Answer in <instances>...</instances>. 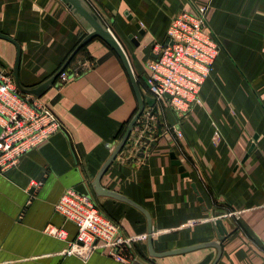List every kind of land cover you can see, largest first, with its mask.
<instances>
[{"label": "crops", "instance_id": "0c3cea01", "mask_svg": "<svg viewBox=\"0 0 264 264\" xmlns=\"http://www.w3.org/2000/svg\"><path fill=\"white\" fill-rule=\"evenodd\" d=\"M91 7L127 52L145 91V63L154 44L165 41L172 16L207 5L209 28L221 43L213 69L199 92L200 103L179 116L167 105L155 115L163 137L151 152L131 136L101 177L142 206L98 195L92 181L122 138L138 102L127 71L105 42L85 46L94 64L62 86L57 78L40 96L62 128L0 170V264H212L217 248L153 255L216 239L213 220L230 232L216 264H264V0H92ZM139 24V28L135 24ZM90 30L61 0H0V32L21 49L20 84L33 88L53 76ZM133 34L138 44L128 38ZM16 46L0 37V68L13 70ZM72 62L75 63V62ZM148 106H145L147 108ZM140 119V118H139ZM138 119L132 130L142 133ZM176 126L178 137L165 129ZM140 142V143H139ZM251 146H253L251 148ZM148 149V147L146 148ZM174 151L187 175L172 163ZM143 152V151H142ZM88 193L125 236H141L123 263L97 248L88 259L63 251L75 224L54 204L69 188ZM149 217V218H148ZM64 231L57 236L48 230Z\"/></svg>", "mask_w": 264, "mask_h": 264}, {"label": "built area", "instance_id": "2783aa9c", "mask_svg": "<svg viewBox=\"0 0 264 264\" xmlns=\"http://www.w3.org/2000/svg\"><path fill=\"white\" fill-rule=\"evenodd\" d=\"M85 1L91 6L92 0ZM206 13L207 5L177 12L171 18L165 41L154 44L153 54L145 63V91L155 98L158 110L165 104L184 116L200 103L199 92L221 49L220 41L209 28ZM93 64L89 58H80L65 67L57 76L58 86ZM150 111V107L145 108L139 119L142 133L149 135L156 130L155 114ZM61 128L57 116L40 97L21 92L12 70L0 68V170L17 165L23 154ZM164 131L182 136L176 126ZM131 143L130 136L125 146ZM54 208L77 228L75 238L63 253L88 259L97 248H102L116 260L130 262L131 248L141 236L122 235L118 223L105 215L88 193L69 187ZM48 230L57 236L64 234L54 226Z\"/></svg>", "mask_w": 264, "mask_h": 264}, {"label": "water", "instance_id": "95a60500", "mask_svg": "<svg viewBox=\"0 0 264 264\" xmlns=\"http://www.w3.org/2000/svg\"><path fill=\"white\" fill-rule=\"evenodd\" d=\"M63 3H65L72 11L75 13L79 18L83 19L87 25L89 26L90 30L81 38L79 43L76 45V47L72 50V52L69 54L67 57L66 61L63 63V65L60 67V69L50 78H48L46 81L43 83L39 84L38 86H35L33 88H26L23 87L20 84L19 81V76H18V70H19V64H20V57H21V49L16 40H14L12 37H10L7 34H4L0 32V37L5 38L7 40H10L13 42L16 46L17 52H16V59H15V64L14 68L12 70L13 76H14V81L17 87L20 89L21 92L23 93H29L33 94L36 96H40L52 83H54L55 79L59 75V73L67 66L68 62L73 58V56L76 54V52L79 50L80 47L83 45H86L88 42H90L94 38H99L103 42H105L114 52L118 55V57L121 59L127 74L131 80L133 90L135 92L137 102H138V108L135 114L132 116V118L129 120L127 124V128L120 139V141L117 143L107 160L104 162L102 167L100 168L99 172L95 176L94 180L92 181L93 188L95 192L98 195H105V196H112L118 199L125 200L134 206L138 207L141 209L147 216H149L148 212L139 204L136 202L132 201L131 199L127 198L123 194L117 192L116 190H109L106 188H103L101 186V177L103 174L106 172V170L109 168V166L112 164V162L115 160L116 156L118 153L125 147L127 141L129 140V137L132 136V130L134 126L137 124V121L142 114L143 110L145 109V106H148L151 108V114H157L158 113V105L155 102V98L151 96L150 94L144 92L138 82L136 77L133 74V71L131 69L129 57L131 56L132 58H135V54L127 52L121 42L117 39L115 34L112 32V30L106 26L98 14L95 12V10L85 1V0H61ZM137 28H139V24H135ZM128 38L130 41L134 44H138V41L134 38L133 34H129ZM146 82V79H145ZM135 136V135H133ZM163 137L162 134V127L160 121H157V131L153 134V139L154 141H149L147 138L146 134L143 133L140 137H138V140L142 144H138L135 146L134 152L137 154H141V156L144 155V152H151V150L155 147L156 143L159 142V140ZM139 142V143H140ZM148 147V149H146ZM253 146H251L252 148ZM143 151V152H142ZM139 154V155H140ZM170 157L171 161L174 165L178 166V169L183 171V174L187 175V172L185 171V167L182 165L181 160L177 157L174 151L170 152ZM149 218V217H148ZM214 224V229L216 232V239L208 242H202L198 244H194L191 246H187L184 248H176L172 250H168L165 252L157 253L154 252L152 248V230H151V222L149 220V226H148V233H147V242H148V247L149 251L153 255H165L169 253H177V252H184L187 250H192L195 248H200L204 246H215L217 248V254L212 262V264H216L218 259L221 256V242L227 237V235L230 233L221 218H216L213 220Z\"/></svg>", "mask_w": 264, "mask_h": 264}, {"label": "trees", "instance_id": "16d2710c", "mask_svg": "<svg viewBox=\"0 0 264 264\" xmlns=\"http://www.w3.org/2000/svg\"><path fill=\"white\" fill-rule=\"evenodd\" d=\"M85 46H86V45H83L82 47L79 48V50L76 52V54L73 56V58L68 62V64H67L66 67H68L69 65H71L72 62H73L74 60H76V58H77L78 56L87 55V53H85ZM65 61H66V60H65Z\"/></svg>", "mask_w": 264, "mask_h": 264}, {"label": "rangeland", "instance_id": "374dc122", "mask_svg": "<svg viewBox=\"0 0 264 264\" xmlns=\"http://www.w3.org/2000/svg\"><path fill=\"white\" fill-rule=\"evenodd\" d=\"M74 62H75V61H74ZM73 64H74V63H73ZM69 66H72V64H71V65H69ZM69 66H68V67H69ZM157 114H158V113H157ZM157 114H155V115L157 116ZM141 115H142V114H141ZM141 115H140V116H141ZM139 118H140V117H139Z\"/></svg>", "mask_w": 264, "mask_h": 264}]
</instances>
